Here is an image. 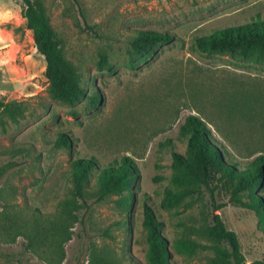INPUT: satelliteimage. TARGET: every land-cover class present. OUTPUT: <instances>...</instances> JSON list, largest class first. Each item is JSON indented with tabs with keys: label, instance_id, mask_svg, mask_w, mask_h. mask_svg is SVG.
<instances>
[{
	"label": "rangeland",
	"instance_id": "rangeland-1",
	"mask_svg": "<svg viewBox=\"0 0 264 264\" xmlns=\"http://www.w3.org/2000/svg\"><path fill=\"white\" fill-rule=\"evenodd\" d=\"M42 2L85 95L73 106L49 96L45 61L21 17L22 0H0V100L22 110L16 120L0 114V226L11 224L0 233V264H146L145 208L160 224L172 264H210V249L187 257L173 244L191 238L209 245L196 231L211 213L235 232L246 264L263 260V186L237 193L243 205L234 204V175L216 169L199 196L174 208L162 203L176 189L172 156L186 153L180 127L188 116L206 123L226 162L240 167L264 157V61L207 55L194 44L196 36L264 19V0ZM139 30L173 38L142 60L130 46ZM61 135L69 147L57 146ZM124 157L135 170L130 186L98 201L94 174L85 206L73 212L76 220L67 218L65 203L82 205L73 197L72 163L93 159L102 169ZM253 195L263 198L257 210Z\"/></svg>",
	"mask_w": 264,
	"mask_h": 264
},
{
	"label": "trees",
	"instance_id": "trees-1",
	"mask_svg": "<svg viewBox=\"0 0 264 264\" xmlns=\"http://www.w3.org/2000/svg\"><path fill=\"white\" fill-rule=\"evenodd\" d=\"M22 4L21 17L25 21L26 29L32 34L36 51L45 61L44 77L48 83V94L54 100L73 106L85 95L81 75L63 54L60 40L50 24L42 0H22ZM87 28L93 31L92 27L87 26ZM172 38L173 35L166 32L139 30L132 37L130 46L136 56L145 60L153 52L154 45L162 42L169 43ZM194 44L203 54L237 55L256 63L262 62L264 61V19L257 18L242 24L219 28L206 35L196 36ZM99 63H106L105 55L100 56ZM130 66L133 68V65ZM91 100L97 102L99 99L95 95L91 97ZM0 114L16 120V117L21 116L22 110L16 102L0 100ZM180 134L186 138V153L185 155L173 153L175 172L170 177V183L176 189L167 191L162 203L165 208L177 207L186 198L199 196L210 173L216 169L234 175L237 183L232 194L234 204L243 205L235 197L237 193L247 191L250 186L264 187L263 156H257L240 167L237 163L226 162L225 148L212 137L206 123L196 116H188L185 119L180 127ZM57 146L69 147V139L61 135L57 139ZM132 165V159L127 157L122 158L116 165L102 169L97 168L93 159L75 160L71 171L73 197L75 200L82 201V205L77 204L76 201L65 203L62 212L67 218L76 220L77 215L73 212L85 206L84 190L94 174H96L98 187L96 193L98 201L121 194L131 184L130 178L135 172ZM3 171L4 169L1 168L0 177ZM129 200V196L126 195L120 202L126 206ZM262 200V196L253 195L251 207L257 210ZM261 222L264 232V222L263 220ZM142 226L146 233V264H172L170 246L160 235V224L148 208L144 210ZM10 228V222L2 223L0 233L8 232ZM64 231H62L61 240H65ZM196 235L209 245H202L191 238H180L174 242V250L192 257L201 250L210 249L213 253L209 260L210 264H246L237 235L226 228L219 214L211 213L210 222L202 225L196 231ZM251 264H264V259Z\"/></svg>",
	"mask_w": 264,
	"mask_h": 264
}]
</instances>
